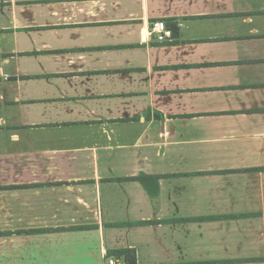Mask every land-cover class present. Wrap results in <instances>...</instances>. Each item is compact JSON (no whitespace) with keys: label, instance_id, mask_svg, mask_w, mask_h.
Wrapping results in <instances>:
<instances>
[{"label":"crops","instance_id":"1","mask_svg":"<svg viewBox=\"0 0 264 264\" xmlns=\"http://www.w3.org/2000/svg\"><path fill=\"white\" fill-rule=\"evenodd\" d=\"M0 188V264H264V0H0Z\"/></svg>","mask_w":264,"mask_h":264},{"label":"built area","instance_id":"2","mask_svg":"<svg viewBox=\"0 0 264 264\" xmlns=\"http://www.w3.org/2000/svg\"><path fill=\"white\" fill-rule=\"evenodd\" d=\"M151 35L156 37L159 43L169 41L172 37L171 32L165 27L163 22H155L151 25ZM105 264H121L116 257H106Z\"/></svg>","mask_w":264,"mask_h":264},{"label":"trees","instance_id":"3","mask_svg":"<svg viewBox=\"0 0 264 264\" xmlns=\"http://www.w3.org/2000/svg\"><path fill=\"white\" fill-rule=\"evenodd\" d=\"M156 180L157 177H151V178H147V177H140V178H129V179H116L117 182H122V181H140L142 183L146 182L147 180ZM53 184H46V186H52ZM59 185V184H58ZM23 187V186H22ZM2 189V188H0ZM155 222H144V223H140V225H149V224H153ZM131 226V224H129ZM82 229H87V228H70L68 230H82ZM62 230V229H61ZM126 264H135L134 263V257L133 256H128L127 257V263Z\"/></svg>","mask_w":264,"mask_h":264}]
</instances>
